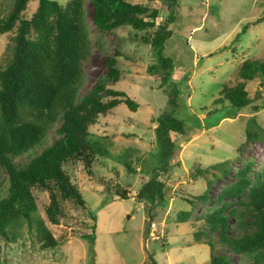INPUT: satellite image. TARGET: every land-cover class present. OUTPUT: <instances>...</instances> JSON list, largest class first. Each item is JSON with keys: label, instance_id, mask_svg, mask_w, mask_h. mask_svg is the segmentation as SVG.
I'll return each mask as SVG.
<instances>
[{"label": "rangeland", "instance_id": "1", "mask_svg": "<svg viewBox=\"0 0 264 264\" xmlns=\"http://www.w3.org/2000/svg\"><path fill=\"white\" fill-rule=\"evenodd\" d=\"M56 1L65 5L69 0ZM84 1L91 49L81 61L79 96L104 76L106 58L118 51L121 76L109 87L124 91L138 107L132 110L121 102L98 115L89 137L104 152L96 155L91 168L83 160L66 166L85 206L74 208L68 201L58 224L45 221L58 244L42 248L34 231L24 224L12 241L0 240V264H209L208 235L200 239L195 235L207 228L195 217L216 207L217 193L234 180L236 169L250 162L251 172L258 173L264 166V76L247 82L251 98L247 106L237 108L220 98L224 87L240 80L238 69L244 59L264 63V0H179L172 35L163 50L173 62L168 81H163L161 69L148 72L157 59L139 36L151 29L138 31L122 25L101 31L91 20V0ZM127 1L166 9L161 0ZM13 4L14 0H0V14L5 16ZM35 7L36 0H30L24 15L29 17ZM12 35L0 33V65L10 54ZM171 83L179 90L175 110L168 103ZM164 112L182 119L185 130L182 135L171 133L178 147L166 172L160 171L170 197L148 213L136 193L162 165L154 127ZM58 124L47 132L41 146L32 149L31 157L52 144ZM247 129L258 137L248 139ZM27 160L24 154L16 161ZM116 189H127L128 196L121 198ZM204 191L206 200L195 198ZM34 193L40 207L36 215L45 219L42 209L49 202L48 192L38 187ZM229 202L236 204V200ZM185 210L190 217L178 220ZM83 234L94 238L90 241ZM220 251L217 245L216 252ZM230 258L234 264L244 263L239 255L230 254Z\"/></svg>", "mask_w": 264, "mask_h": 264}, {"label": "trees", "instance_id": "2", "mask_svg": "<svg viewBox=\"0 0 264 264\" xmlns=\"http://www.w3.org/2000/svg\"><path fill=\"white\" fill-rule=\"evenodd\" d=\"M29 1L14 0L12 9L5 16L0 14V33L13 32L10 54L0 65V240L12 241L25 224L34 231L40 246L49 248L58 242L45 221L58 224L68 201L74 208L85 206L66 166L83 160L91 168L96 155L104 152L101 144L89 137L90 126L98 115L107 114L121 102L132 110L137 109L138 103L124 91L109 87L121 76L118 51L106 58L104 76L97 79L87 94L79 96L81 61L91 49L84 0H69L65 5L56 0H36L34 11L26 17ZM161 1L166 5L163 11L127 0H91V20L101 31H112L122 25L138 31L151 29L139 36L142 43L150 44L157 59L148 72L161 69L163 81H168L173 62L163 50L172 35L179 0ZM158 16L160 20L156 21ZM238 76V82L221 90L220 98L242 108L251 102L246 84L264 76V63L244 59ZM169 89L168 103L175 110L179 90L175 83ZM57 122L55 140L31 157L32 149L45 142L47 132ZM255 125L262 129L261 125ZM184 130V121L171 112L161 113L156 119L154 131L162 165L155 168L156 173L136 193L137 199L145 201L148 213L170 197L166 196L160 171L166 172V165L178 147L171 133L182 135ZM246 137L256 139L258 134L247 129ZM24 154L28 157L26 162L16 161ZM126 165L133 171L129 163ZM251 165L247 162L236 169L234 180L217 193L216 207L194 219L206 225L204 233L196 231L195 235L197 239L208 235L209 264H234L230 254L239 255L243 264H264V166L258 173H252ZM38 187L48 192L49 202L42 209L45 219L36 215L40 207L34 188ZM116 191L121 198L129 193L127 189ZM195 198L206 200V192ZM230 200H236V204ZM190 203L193 204L191 200ZM190 213L180 211L178 220H187ZM81 236L90 241L94 238L93 234ZM217 245L220 252H216Z\"/></svg>", "mask_w": 264, "mask_h": 264}, {"label": "built area", "instance_id": "3", "mask_svg": "<svg viewBox=\"0 0 264 264\" xmlns=\"http://www.w3.org/2000/svg\"><path fill=\"white\" fill-rule=\"evenodd\" d=\"M151 225H153V223Z\"/></svg>", "mask_w": 264, "mask_h": 264}]
</instances>
